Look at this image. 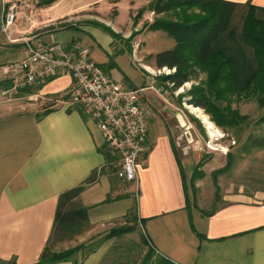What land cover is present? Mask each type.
<instances>
[{
    "label": "crops",
    "instance_id": "0c3cea01",
    "mask_svg": "<svg viewBox=\"0 0 264 264\" xmlns=\"http://www.w3.org/2000/svg\"><path fill=\"white\" fill-rule=\"evenodd\" d=\"M11 1L0 0V25L3 5ZM40 1L27 5L35 11L31 23L11 32L17 42L10 44L0 31V76L25 57L22 39L35 48L54 43L87 48L91 60L116 82L143 90L142 101L150 114L147 151L139 158L136 190L133 183L117 177V170L105 167L96 122L79 108L62 104L70 77L60 73L40 84L33 97L60 98L44 115L36 108L0 115V264H39L57 227L59 206L85 210L80 218L60 222L62 235H72L66 241L82 243L85 250L56 264H115L109 251L119 239L108 237L110 226L125 225L131 210L137 228L122 238H139L142 233L154 254L174 264H264L263 197L230 200L208 213L191 206L185 181L193 173V163L174 138L177 126L183 128V116L163 89L166 85L157 80L158 52L146 47L155 31H144L126 48L102 30L120 33L117 26L124 25L117 16L108 18L109 13L125 3L129 21L133 0H57L39 5ZM226 1L251 2L264 9V0ZM120 252L118 258L125 255Z\"/></svg>",
    "mask_w": 264,
    "mask_h": 264
},
{
    "label": "rangeland",
    "instance_id": "374dc122",
    "mask_svg": "<svg viewBox=\"0 0 264 264\" xmlns=\"http://www.w3.org/2000/svg\"><path fill=\"white\" fill-rule=\"evenodd\" d=\"M24 1H11L16 5L17 21L15 27L19 25L23 28L27 27L26 23L28 25L31 23L29 17L35 15L31 6H27L31 4V0H27V3ZM156 1L158 0H133V10L130 13L131 19L129 21L128 12L125 9L126 4L117 2V4L119 3L118 7L111 12L109 11V14L112 15L108 17L112 19L117 16L116 21L120 25H124L117 26L119 30H122L120 33H115L117 43L129 48L131 42L139 38L141 33L151 31L150 25L155 20L166 18L165 15H157L149 10ZM65 25H57V27H64ZM102 30L111 31L105 28ZM126 33L128 36H124ZM162 34L165 35V38L159 37ZM171 44L175 45V42L166 32L155 30L153 39L146 42V47H149L151 52H158L157 54H159L167 51V48L169 50ZM162 75H167V70L160 69L156 73V77ZM203 78V75H200L199 79L191 80L175 92L170 91V86H164L163 89L167 90L168 97L172 98L176 106L179 105L180 109L177 108L183 116L184 125L183 128L177 126L174 130V138L179 143L180 151L190 158L193 168H195L193 176L185 181L187 196L194 209L208 213L230 200L264 198V147L258 145L264 139V124L257 122L264 114V108L260 107L255 99L234 98L231 104L232 109L237 110L241 116L247 117L246 121L235 130L220 128L203 109L189 104L191 98L188 96V91L198 88ZM8 85H12L13 90L1 93V90ZM26 88L16 85L11 74L0 76V115L17 113L27 108L43 109L45 112L56 105V99H60L59 97L44 99L33 97L37 94V90L35 88L26 90ZM178 137L180 139H177ZM253 143L257 145L254 146ZM127 221L135 229L137 228V218L134 212L129 215ZM58 227L55 228L44 249L45 259L73 249L77 250L71 255V258L81 250L84 252L85 246L82 243L67 242L66 240L72 238V235L63 236L60 230L61 226ZM122 236L117 237L119 245L111 248L109 256L117 263L143 264L150 248L146 246L148 244L145 245L143 234L141 233L139 238H122ZM120 251H123L125 255L118 258L117 254H120ZM155 256L156 254L150 258L151 264L155 262Z\"/></svg>",
    "mask_w": 264,
    "mask_h": 264
},
{
    "label": "trees",
    "instance_id": "16d2710c",
    "mask_svg": "<svg viewBox=\"0 0 264 264\" xmlns=\"http://www.w3.org/2000/svg\"><path fill=\"white\" fill-rule=\"evenodd\" d=\"M55 1L57 0H42L38 4L50 5ZM149 10L166 16L165 19L155 20L150 25L151 31H164L175 42L174 48L154 56L157 69L171 71L157 77L159 83L170 86V91L175 92L203 75L201 85L188 91L191 98L189 104L203 109L218 127L227 130L237 129L247 118L232 109L234 98L255 99L264 108L263 8H258L251 2L234 3L226 0H158ZM108 33L116 39L115 33ZM42 85L27 87L26 90H38ZM12 87L8 85L5 90ZM257 122L264 124V114ZM258 145L264 147V139ZM102 153L106 160L105 167L117 170L115 159L105 146ZM92 180L93 176L89 183ZM132 212L134 210L125 216V225L111 229L108 237H119L135 229L127 221ZM84 213L85 210H64L59 206L55 216L56 225L60 226V222L69 221L73 217L80 218L79 214L83 216ZM76 250L46 259L44 250L39 264L66 262ZM152 256L154 251L149 248L143 264H148ZM155 258L152 264H174L159 255Z\"/></svg>",
    "mask_w": 264,
    "mask_h": 264
},
{
    "label": "built area",
    "instance_id": "2783aa9c",
    "mask_svg": "<svg viewBox=\"0 0 264 264\" xmlns=\"http://www.w3.org/2000/svg\"><path fill=\"white\" fill-rule=\"evenodd\" d=\"M16 5H3L0 31L10 44L16 25ZM26 52L19 62L8 67L16 85L33 87L66 74L71 79L63 105L79 108L97 124L104 146L115 159L120 180L138 187L137 167L142 153L147 151L150 114L142 101L141 89H126L90 58L89 50L80 45L67 48L50 44L35 48L22 39ZM164 70H167L163 68ZM171 71L167 70V74Z\"/></svg>",
    "mask_w": 264,
    "mask_h": 264
}]
</instances>
